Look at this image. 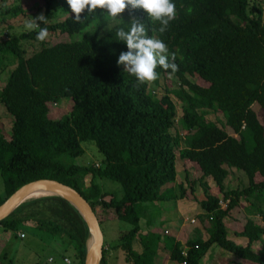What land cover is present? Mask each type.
I'll use <instances>...</instances> for the list:
<instances>
[{
    "label": "trees",
    "instance_id": "trees-1",
    "mask_svg": "<svg viewBox=\"0 0 264 264\" xmlns=\"http://www.w3.org/2000/svg\"><path fill=\"white\" fill-rule=\"evenodd\" d=\"M43 2L41 27L48 28V36L66 35L69 41L40 42L35 31L12 32L8 39H0V80L9 74L0 88V104L12 116L10 137L0 131L5 188L0 206L24 185L58 181L77 190L96 214L98 208L112 211L130 226L120 234L119 246L127 264H154L160 235L141 238L146 254L134 250L141 230L137 206L184 199L188 191L196 198V184L203 186L211 179L221 196L208 193L198 201L204 213L202 225L210 224L204 226L209 238L191 240L186 247L176 244L172 261L201 264L217 245L248 264H264V125L253 108L264 110V17L258 4L174 0L176 15L161 34L159 22L141 9L126 8L112 25L100 9L92 14L85 10L76 21L65 0ZM1 9L0 18L26 13L22 6ZM60 15L66 18L56 21ZM134 17L143 22L146 35L166 44L175 72L157 66V79L140 83L116 61L109 62L110 38L117 27L127 30ZM28 43L37 47L30 55ZM168 77L179 85L166 87L161 99L157 90ZM65 99L72 100V111L61 119L51 118L50 104ZM176 102L183 114L178 122ZM217 114L225 119L223 127L208 118ZM85 143L96 146L104 156L102 164L72 163L85 154ZM178 160L198 165L202 177L196 182L187 174L185 184L178 187L180 196H169L172 190L165 188L177 183ZM232 170L247 176V187H226ZM104 179L120 184L123 196L104 191L99 183ZM244 203L248 220L243 231L235 233L248 240L241 246L229 238L225 220ZM7 232L24 238L27 232L42 242L41 237L51 235L60 241L63 258L85 264L87 225L60 197L25 202L0 222V234ZM257 243L262 244L258 252ZM103 252L101 264H106L105 248ZM0 264H15L7 248L0 254Z\"/></svg>",
    "mask_w": 264,
    "mask_h": 264
},
{
    "label": "rangeland",
    "instance_id": "rangeland-1",
    "mask_svg": "<svg viewBox=\"0 0 264 264\" xmlns=\"http://www.w3.org/2000/svg\"><path fill=\"white\" fill-rule=\"evenodd\" d=\"M256 2L258 4L259 10L262 12V15L264 17V0H252V3ZM2 5H6L8 7L12 6H22L24 11L26 12L25 15H20L19 17H12V16H2L0 19V39L6 40L11 35L12 32L15 33H23L24 31H27L24 29V23L28 20H31L32 18H36L37 16L44 15V2L43 0H0V10H2ZM124 14L120 13L118 14V18L123 17ZM126 16V15H125ZM66 18L64 15H60L59 18L56 21H63ZM112 25L116 24L118 20L111 21ZM74 39H79V37H75ZM115 35L110 38L111 43V49L113 51V57L109 62H115L117 60V57L121 51H126V45L122 41L115 40ZM48 40L51 44H58L63 41H69L70 38L66 35H52L48 36ZM26 50L28 51V55H30L33 51L37 49L36 45L33 44L32 47L29 46V43L25 46ZM9 77L8 72H6L1 80H0V88L6 83L7 79ZM203 84V83H202ZM179 85L178 81L174 78L168 77V79L165 82H161V85L159 86L157 90V96L159 98H163L165 95V89L168 87L169 89H175ZM205 85V84H203ZM178 107V116H177V122L182 117V110L179 103H177ZM73 102L71 99H65L62 102H60L58 105L50 104L51 108V118L53 119H61L67 114H69L72 111ZM254 110L259 116V119L261 123L264 125V110L258 106L255 105ZM11 115L6 111V109L0 104V131L5 134V136L10 137L11 134ZM209 120L216 121L220 127H223L225 125V119L220 114L216 115H209ZM178 123H176V129L178 128ZM176 129L173 131L175 132ZM226 130L232 134V130L229 127H226ZM85 154L82 157H79L75 160H72V163L78 164V165H87V164H93V165H99L102 164L104 160V156L99 153L96 146L93 143H85L84 145ZM186 166H188L186 168ZM177 169L179 174V180L182 184H185L186 179V173H190V179L195 180L198 182L201 180L202 172L194 166L184 165L183 162L180 160L177 161ZM210 183H208L206 180L204 181L203 186H200L199 182L196 184V200H202L205 199L206 194L209 193L210 187L217 188L215 183L208 179ZM100 185L102 186L103 190L106 192L113 193L115 197L121 198L123 196V189L120 184L115 183L110 180H100ZM225 185L230 190H235L238 188H244L248 186V178L247 176L242 172H237L236 170H232L229 178L226 180ZM186 186V185H185ZM178 189V188H177ZM212 192V191H211ZM5 193L4 188V180L0 174V197H3ZM175 191H169L167 195H174ZM177 193L179 194V191L177 190ZM219 193V190L217 191ZM187 194V193H186ZM180 196V194L178 195ZM188 196L190 198H193L194 196L191 195V193L188 191ZM195 198V197H194ZM143 205H139L137 207L138 213L141 215V217L145 219L146 209L143 207ZM162 206V205H161ZM246 204L244 203V210L243 207L240 206V208L236 209L235 212L232 214L235 218H229V225L233 224L234 219L238 218L240 221V228L242 226L246 225L248 216L245 211ZM99 209V208H98ZM201 210V209H200ZM98 211V210H97ZM199 211V209L192 213V217H196V213ZM157 212H154L152 214H148V218H155L157 215H155ZM176 214V212L174 213ZM154 215V216H152ZM98 217V216H97ZM99 219V218H98ZM256 222L261 223V218L256 217ZM244 223H242V222ZM144 222V220H143ZM115 225L121 226L123 230H129L130 226L126 223L118 222V223H111L110 226L113 227ZM109 225L104 224L102 226L103 233L106 235L107 229L110 227ZM238 225H233V228ZM162 230V227H160ZM163 231V230H162ZM164 232V231H163ZM26 238L22 239L17 236H13L9 243L7 244L8 254L11 260L14 261L15 264H64L63 259L60 255L56 254L54 251L55 249H52V246L54 244V239L52 240V244H49V241L51 242V238L48 236L41 237L43 242L40 241L38 238L33 237L32 234L27 233ZM163 235V234H162ZM230 239H233V236H229ZM45 238V239H44ZM45 240V241H44ZM48 241V244L45 245V243ZM245 244V241H244ZM48 245H51V248H49ZM217 246V245H216ZM48 247V248H47ZM217 248H220L217 246ZM256 251H260L262 249V244L257 243L255 245ZM68 255H72V252H69ZM53 258L52 261L49 262V259ZM56 259V261H55ZM53 260L55 262H53Z\"/></svg>",
    "mask_w": 264,
    "mask_h": 264
},
{
    "label": "crops",
    "instance_id": "crops-1",
    "mask_svg": "<svg viewBox=\"0 0 264 264\" xmlns=\"http://www.w3.org/2000/svg\"><path fill=\"white\" fill-rule=\"evenodd\" d=\"M183 163L184 165H188L189 163V165L193 166V168L195 166L200 170V168L196 164H192L188 161H184ZM187 167L188 166H186V168ZM187 174L190 176L189 172H187L186 175ZM206 181L210 183L208 179ZM181 184L182 183L180 182L178 176L177 183L168 185L165 189L168 191L169 190L175 191V193L179 195L177 193V190L179 191V189L177 188ZM209 188H210L209 194L221 196L220 193H217L218 187L214 188L213 186L210 187L209 185ZM198 201L201 200L198 199L196 200V198L194 197L190 198L187 192V195L184 199L176 198L175 200L172 199L170 201L166 200L156 203L145 204V206H143L146 209L145 219L144 217L142 218L141 215L138 213L140 215L141 230L137 238L134 240L133 246L135 252H137V254L139 255L146 254V250L143 248L141 244V238L156 233V235L161 236V240L158 245L157 254L153 259V263L178 264L172 261L171 259V253L174 247L176 246V244L180 243L184 247H186L191 240H196L198 238L203 239V241L208 240L209 235L206 231V228H208L210 224L208 222H205V224L202 225L200 216L203 215L204 213ZM240 206H242L244 210V204H241ZM198 209L199 211L196 213V217H192V213L197 211ZM236 209L233 212H235ZM154 212H157L155 214L157 216L155 218H148V214H152ZM175 212L176 214H174ZM97 214L99 221L103 225L106 224L110 226L111 223L120 222L117 216L112 211L103 210L102 208H99ZM232 217L235 218L233 214H231L230 219ZM230 219L228 218V220ZM228 220L227 219L225 220V225L228 230V235L233 236L232 240L235 241L237 244L241 246L247 245L248 243L247 239L235 236V233H240L243 231L244 225L242 226V228H240L239 225L240 221L238 220V218L234 219L232 225H229ZM192 221H194V223H192ZM233 225H238V226L233 228ZM204 226L206 228H204ZM160 227H162V230L164 232L160 229ZM122 231L124 230L121 226L115 225L113 227L110 226L106 231V235L104 234L106 264H127L125 261L124 252L119 248V246L121 245L120 234L122 233ZM13 236L14 234L12 232L0 234V254L5 248H7V244L9 243V240ZM49 237L51 238V242L49 241V243L51 244H52V240L54 239V244L52 246V249H55L54 252L62 257L63 247L62 245H60L59 243L60 241L57 238H53L51 235H49ZM49 248H51V245L49 246ZM64 258L69 259L67 256ZM64 258L62 257L63 260ZM51 259L53 258H50L49 262ZM55 261L53 260V262ZM63 263L66 264L64 261ZM201 264H248V262L236 258L231 253L221 248H217V246H213L210 249V251L205 255V257L201 260Z\"/></svg>",
    "mask_w": 264,
    "mask_h": 264
},
{
    "label": "clouds",
    "instance_id": "clouds-1",
    "mask_svg": "<svg viewBox=\"0 0 264 264\" xmlns=\"http://www.w3.org/2000/svg\"><path fill=\"white\" fill-rule=\"evenodd\" d=\"M65 2L76 21L81 20L80 14L85 10L87 14H92L100 9L108 18L115 21L121 20L118 14L124 12L126 8L141 9L147 18L159 22L161 34L176 15L174 0H65ZM44 22L43 15L37 16L26 21L24 29L35 31V39L43 42L49 35L48 28L41 27ZM129 24L127 30L117 27L115 31V40L126 45V51H121L117 57V65L123 66V70L140 83L157 79L158 74L155 71L157 66L175 72L176 66L169 62L171 54L166 44L159 38L146 35L145 26L139 19L134 17ZM107 30L109 31L108 28Z\"/></svg>",
    "mask_w": 264,
    "mask_h": 264
},
{
    "label": "water",
    "instance_id": "water-1",
    "mask_svg": "<svg viewBox=\"0 0 264 264\" xmlns=\"http://www.w3.org/2000/svg\"><path fill=\"white\" fill-rule=\"evenodd\" d=\"M42 197H60L69 202L81 215L88 228L85 264H101L104 233L96 212L74 188L55 180H39L24 185L0 206V222L12 215L25 202Z\"/></svg>",
    "mask_w": 264,
    "mask_h": 264
},
{
    "label": "built area",
    "instance_id": "built-area-1",
    "mask_svg": "<svg viewBox=\"0 0 264 264\" xmlns=\"http://www.w3.org/2000/svg\"><path fill=\"white\" fill-rule=\"evenodd\" d=\"M225 206H226V205L224 204L223 207H225ZM192 223H194V221H192ZM20 237H21V238H24L25 236H24L23 234H21ZM50 261H52V259H51ZM64 262H65L66 264H71L70 259H64Z\"/></svg>",
    "mask_w": 264,
    "mask_h": 264
}]
</instances>
